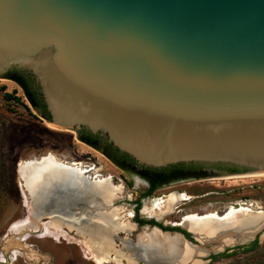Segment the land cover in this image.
<instances>
[{
	"label": "water",
	"instance_id": "obj_1",
	"mask_svg": "<svg viewBox=\"0 0 264 264\" xmlns=\"http://www.w3.org/2000/svg\"><path fill=\"white\" fill-rule=\"evenodd\" d=\"M15 71L41 94L48 118L38 115L102 155L132 190L148 184L80 132L148 169L264 174V0H0V80L17 84L7 77ZM262 233L264 222L218 237Z\"/></svg>",
	"mask_w": 264,
	"mask_h": 264
},
{
	"label": "rangeland",
	"instance_id": "obj_2",
	"mask_svg": "<svg viewBox=\"0 0 264 264\" xmlns=\"http://www.w3.org/2000/svg\"><path fill=\"white\" fill-rule=\"evenodd\" d=\"M3 86L6 93L20 98L29 109L14 101H5V92L0 90V264H97L94 255L105 259L107 264H128L125 257H119L123 241L138 244L140 235L152 230L150 225L137 226L134 219L136 200L146 191L130 189L113 165L98 152L77 141L74 133L50 126L30 105L17 84L0 80V88ZM49 157L55 158L62 170L79 171L89 181L109 179L119 189L110 208L118 209L122 213L121 221L129 223L132 229L120 231L119 237L114 238L110 252L105 253L108 259L93 249L96 245L91 238L79 230L83 223L70 224L53 216L67 218L71 214L77 204L78 190L59 188L40 205V201L28 189L30 176L23 171L18 173L21 164L39 163ZM48 162V167L53 165ZM73 163L80 165L73 166ZM47 169L52 168L36 170ZM226 178L199 180L156 191L141 201L137 214L144 220L154 218L166 226L182 225L188 216L214 215L218 218L233 208L260 213L264 219V177L247 180L243 184H235ZM175 194L180 201L173 210L168 211L169 200ZM249 229L253 228L229 226L225 230L235 232ZM220 230L213 231L209 236L192 230L193 233L189 232L194 240L192 242L200 247L201 254L192 257L188 264H252L264 259L262 233L257 236L260 244L258 250L250 253L239 251L232 258L212 261V254L249 245L255 240L236 236L218 239Z\"/></svg>",
	"mask_w": 264,
	"mask_h": 264
},
{
	"label": "bare ground",
	"instance_id": "obj_3",
	"mask_svg": "<svg viewBox=\"0 0 264 264\" xmlns=\"http://www.w3.org/2000/svg\"><path fill=\"white\" fill-rule=\"evenodd\" d=\"M48 161L53 165L48 167ZM24 165H20L19 171H23L27 176H30L31 180L27 185L28 189L40 201V205L59 188L66 187L78 190L77 204L72 208L71 214L67 218L61 215H55L54 218H59L70 224L83 223V225L78 227L79 230L83 232V235L91 238V242L96 245L93 249L98 251L100 255L104 254V258H107L105 253L110 252L112 242L117 237V234L120 231L132 229L129 223L121 221L122 213L118 209L110 208L115 192L119 191L117 187L113 186L111 180L89 181L79 171L62 170L59 162L51 157L43 159L39 163H26V166ZM72 165L79 166L80 163H73ZM45 167L52 169L36 170L37 168ZM263 177L264 174L243 175L228 177L225 180L235 184H243L247 180H256ZM178 197L177 194L171 196L168 211L173 210L175 205L180 201ZM94 207L95 211L93 210ZM263 222L264 219L260 213L233 208L218 218L214 215H205L203 217L188 216L183 220L182 225L189 231L192 230L194 233L198 232L209 236L212 235L213 231L221 229L220 232H222L225 230L223 228H227L228 226H232L233 228L240 227L239 229L255 228ZM199 248L198 246L191 245L181 234L162 232L158 228H153L140 235L138 244L134 242L131 245L128 243V240H124L122 249L119 251V257L126 258L128 264L136 262H143L145 264H188L192 257L201 254ZM93 257L97 264H107L105 259H99L95 255Z\"/></svg>",
	"mask_w": 264,
	"mask_h": 264
},
{
	"label": "flooded vegetation",
	"instance_id": "obj_4",
	"mask_svg": "<svg viewBox=\"0 0 264 264\" xmlns=\"http://www.w3.org/2000/svg\"><path fill=\"white\" fill-rule=\"evenodd\" d=\"M39 111L43 112L40 109H39ZM43 114H44V112H43ZM83 132H80L78 134V137L81 140L87 141L88 140L87 135ZM86 144L95 148L96 150H99L110 161H112L118 168H121L124 172H126L128 174H135L137 177H139L140 179H142L143 181H145L148 184V190L146 192L141 193L139 198H137V200H136L137 201L136 202V210H135L136 215L134 216L135 217L134 219H135V224L137 226H143V225L155 226L152 222H156L157 224H159L163 227L173 228L171 226H166L165 224L163 225V224L159 223L154 218L144 220L140 216H138V214H137L139 211L140 203L145 198V197H143V194L148 193L153 187H156V189L153 191V193H154L159 189L167 188V187L172 186L173 184H176V183L204 180L207 178H211L215 175L214 173L209 172L208 170H205L200 166L182 165V166H178V167L177 166L169 167V168H183V169H177L174 171H172L171 169H166V170L162 171V173H160V171H148V177H149V179H148V178H145L143 175H141V172H143L145 170L144 167L137 165L135 162L128 159V157L121 155L120 153H118L117 151H115L114 149L109 147L110 145H108L102 139L98 138L97 141H95V142L93 141V143L88 142ZM192 166H194V167H192ZM125 168H129V169L127 170ZM190 168H198V169H190ZM213 168L221 170V171L233 172L230 170L231 167L218 166V167H213ZM151 170H154V169H151ZM141 221H145L147 223L143 224ZM156 226H158V225H156ZM180 229H182V228H180ZM182 230H185V229H182ZM168 231H171V230H168ZM185 231H187V230H185ZM190 232H191V230H190Z\"/></svg>",
	"mask_w": 264,
	"mask_h": 264
},
{
	"label": "trees",
	"instance_id": "obj_5",
	"mask_svg": "<svg viewBox=\"0 0 264 264\" xmlns=\"http://www.w3.org/2000/svg\"><path fill=\"white\" fill-rule=\"evenodd\" d=\"M7 77L9 79L15 81L17 84H19L21 86V88L23 89L24 94H25V97H26L27 101L30 103V105L34 109H36V110H39V109L42 110L44 112V114H45L44 117H47L48 118V114L46 112V108H45V105L43 103L42 96L38 92V90L36 88V85H35V83H34V81H33L32 78L30 76H28V75H25V74L19 72V71H15V72L9 73L7 75ZM0 90H1V92H5L6 91V87L3 86V87L0 88ZM3 98L7 102L8 101H14L17 104H20L25 109H27V110L29 109L28 106H26L25 104H23L21 102V99L20 98H17L14 94H10V93H6L5 92L3 94ZM83 133H85L87 135V138H88L87 141L86 140H82L85 143H88V142L93 143V141L95 142V141L98 140V138L94 137L90 133H87V132H83ZM109 147H111V146H109ZM178 166H182V165H178ZM192 167H194V166H192ZM125 169L128 170L129 168H125ZM166 169H171L172 171H174V170L183 169V168H166ZM166 169H163V170H151V169L145 168V170L143 172H141V175H143L145 178H148L149 179V177H148V171H160V173H162V171H164ZM190 169H198V168H190ZM230 170L233 171V172L235 171L234 169H230ZM155 189H156V187H153L148 193L143 194V197L150 196ZM141 222L143 224H146L147 223L145 221H141ZM152 223L154 225H158L164 231H168V230H171V231H179L182 234H184L188 240L194 241L193 238H192V235L190 233H188L187 231H185V230H182L180 228L163 227V226L157 224L156 222H152ZM259 248H260V244H259L258 238H256L249 245L238 246V247H235L233 249H226L224 252L219 253V254H212L210 256V259L212 261H217V260L223 259V258H232V257L236 256L239 251H243V253H250V252H254V251L258 250ZM231 250H232V252H230ZM263 258H264V256H263ZM252 264H264V259L262 261H259V262L257 261V262H254Z\"/></svg>",
	"mask_w": 264,
	"mask_h": 264
},
{
	"label": "crops",
	"instance_id": "obj_6",
	"mask_svg": "<svg viewBox=\"0 0 264 264\" xmlns=\"http://www.w3.org/2000/svg\"><path fill=\"white\" fill-rule=\"evenodd\" d=\"M228 212H229V211H228ZM228 212H227V213H228ZM224 215H225V214H224ZM248 215H251V214H248ZM228 227H229V226H228ZM239 228H240V227H239ZM224 229H227V228H224ZM117 236L119 237V234H117ZM198 256H199V255H198Z\"/></svg>",
	"mask_w": 264,
	"mask_h": 264
}]
</instances>
